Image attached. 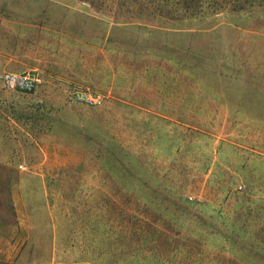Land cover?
<instances>
[{
    "label": "rangeland",
    "instance_id": "1",
    "mask_svg": "<svg viewBox=\"0 0 264 264\" xmlns=\"http://www.w3.org/2000/svg\"><path fill=\"white\" fill-rule=\"evenodd\" d=\"M230 3L253 9L178 23L139 24L122 16L114 24L107 13L78 0H0V78L4 72L34 73L41 80L32 95L7 98L18 101L17 117L30 113L29 120L17 122L11 109L0 108V129L14 139H0V201L6 198L10 208L9 182L19 171L40 174L46 185V199L42 193L39 201L31 193L39 181L23 180L24 204L35 213L30 241L36 235L46 245L52 232L51 242L72 245L68 254L62 249V259L108 264L113 251L119 264H132L126 260L144 234L146 254L156 253L162 264H238L230 249L219 252L212 242L199 260L174 253L191 236L186 221L169 224L191 213L213 226L219 210L232 220L231 248L249 246L243 233H235L245 216L239 208L247 203L245 182L264 168L260 156L252 157L264 148V0ZM5 88L0 81L1 97L10 92ZM77 91L106 98L101 107H88L74 100ZM35 103L46 106L29 110ZM45 108L46 114L39 112ZM47 117L54 119L53 132L43 127ZM74 124L85 132L80 141L74 140ZM120 151L156 179L157 185H148L152 196L140 199L117 179L118 168H106L124 167ZM154 197L158 207L151 206ZM33 230L42 231L41 238ZM173 231L182 235L171 245Z\"/></svg>",
    "mask_w": 264,
    "mask_h": 264
},
{
    "label": "trees",
    "instance_id": "2",
    "mask_svg": "<svg viewBox=\"0 0 264 264\" xmlns=\"http://www.w3.org/2000/svg\"><path fill=\"white\" fill-rule=\"evenodd\" d=\"M82 2L83 4L89 5L91 8L96 9V12L100 13H107L115 22L114 24L120 23V17L125 16L128 17L127 20H139V24H147L150 23L149 21L151 20H161V19H166V21H171L172 23H178L182 22V20H200V19H205L211 16H214L216 14L220 13H226V14H231V13H239V14H245L249 15L253 9V5H248L247 7H241L237 5L236 3L231 4V0H78ZM135 18V19H132ZM141 27L139 29H147L145 25H140ZM168 29V28H167ZM147 33H150V30L146 31ZM0 81L2 83V86L4 88V84L2 82V79L0 78ZM40 84L34 89V91L39 88ZM7 89V88H5ZM6 91H10L9 93L5 92V95L3 97L0 96V108L3 109V107H7L8 109H11V114H12V119L21 122L22 118L25 116L27 120L31 118L30 113L29 115H26L25 113H20V117H17V113H14L17 108H19L18 101H16V105L14 104L13 100L10 101L7 98H13L15 99L16 97H22L26 95H32L34 91L32 92H24L20 90H11L7 89ZM36 106V107H35ZM46 104H36L34 106H29V110L32 109V107L36 108L35 112H38V110L43 109ZM51 109V108H48ZM53 110V109H51ZM56 112L58 113H64L62 108H57ZM41 113L46 114L48 110L46 108L42 111H39ZM65 114V113H64ZM34 119V118H32ZM54 119L51 117H47V120L45 121L43 127L46 129L48 132H53L55 131V123L53 124ZM35 123V121H34ZM34 123L32 125H34ZM59 127H61V124H58ZM80 128L78 125L73 126V128H76V138L74 140L78 139L79 141L82 140L85 136V132L82 128ZM59 130V129H58ZM18 132H12L13 135L17 134ZM49 134V133H48ZM3 139L5 141L12 140L13 138L5 134L0 129V139ZM14 140V139H13ZM157 141H161L162 139L160 136L157 137ZM13 151H17L16 147H8ZM12 152V151H11ZM10 152V156H13V153ZM119 155L121 156L123 162V168L121 169L118 165H110L107 164L105 165L106 168L111 171V173H116L118 172V169L120 170V173H117V179L123 184H128V189L132 192V194L136 193H141L142 196L140 199H143L144 197H149L152 196V194L148 193L149 187L154 185H157L156 179H152V177H146L148 176L147 174L142 172V168H140L139 165L133 164L132 161H134L132 158H130L128 155H126L123 151L119 152ZM105 168V167H104ZM105 168V169H106ZM118 168V169H117ZM128 170H132V176L130 173H128ZM131 172V171H130ZM138 177V178H137ZM142 178H145L147 180L143 181ZM159 203L158 198H153L151 202V206L158 207L157 205ZM181 203L183 205H188L191 206L192 208H196L200 205L197 201H192L189 202L187 200H181ZM195 209V210H196ZM189 213L187 214L183 219L180 218H175L173 223L169 221V224H180L183 225L187 223L189 225L188 229H186L190 234V240L189 241L186 237V241H189V243H182V245H178L175 249L176 254L181 255L184 253L185 257L189 258H195V257H205L204 256V249L206 246V243L208 244L209 242H212L215 244L213 247L214 250H217L219 252H224L227 249L231 250L230 252L235 254V258H239V260L236 262L238 264H264L261 263L262 260H264V249L261 248H255V247H249L246 245L239 246L237 243H235V247H238L236 249L231 248V241L234 237H232V234H234L233 229L230 231L231 227V218L230 217H223L221 216V212L218 210L213 214L211 222H213L212 225L208 224H201L200 218H197L196 215ZM223 217V218H222ZM186 221V223H185ZM220 224V227L217 228L214 226V224ZM234 228V227H233ZM144 230V228H143ZM173 230H178L176 227L173 228ZM185 230V231H186ZM231 232V234H230ZM155 233V230H152V233L149 234V236H153ZM160 235L162 234V231L158 232ZM186 233V232H184ZM237 233V228H236V233ZM241 234V233H240ZM239 234V235H240ZM249 233L244 232L243 235L245 238L248 239V242H251L254 240V235ZM170 237L167 239L171 245L177 244V241H179V238L181 237V233L178 231H173V233H170ZM231 235V236H230ZM143 237V242L139 244V248H132L134 249L132 252V257H135L132 259V257H128L126 261H130L133 264V260L137 262V264H162L159 262L156 257V253L153 254H146L147 250L145 249L146 242L148 241L149 237H145L144 234H141ZM188 236V234H187ZM238 236V235H235ZM243 237V236H242ZM184 238V235L183 237ZM236 239V238H235ZM239 237L235 240L236 242ZM225 242V243H223ZM165 243V242H164ZM137 249V251H136ZM144 250V251H143ZM151 250V249H149ZM229 252V253H230ZM111 256L110 261H108V264H119L117 260V254L111 252L109 254ZM120 255V253L118 254ZM174 255V254H173ZM116 257V258H115ZM175 260L176 257L174 256ZM187 259V258H186ZM199 260V257H198ZM189 262V261H187ZM226 263V262H225ZM222 261H219L217 264H225ZM168 264H173V261H168ZM188 264H196L195 262H191ZM200 264V263H197ZM201 264H215L214 261H207V263H201Z\"/></svg>",
    "mask_w": 264,
    "mask_h": 264
},
{
    "label": "crops",
    "instance_id": "3",
    "mask_svg": "<svg viewBox=\"0 0 264 264\" xmlns=\"http://www.w3.org/2000/svg\"><path fill=\"white\" fill-rule=\"evenodd\" d=\"M24 74V73H22ZM29 74V73H27ZM264 131V128L261 129ZM261 137V136H260ZM253 158L261 157L260 165L264 166V148L260 152L254 151ZM261 155H256V154ZM251 155V154H250ZM249 164V169L252 170ZM250 170V171H251ZM253 170L257 171V166L254 165ZM250 171L248 173H250ZM261 176L258 175L255 178H250L248 176V180L245 182L246 192H244L243 197L246 198L247 203L240 205L239 208L245 212V216L241 215L242 225L238 226L237 233H249L254 235V240L248 242L249 247L261 248L264 249V168L262 169ZM14 175H16L14 173ZM27 176V178L31 177V180L35 183L36 180L39 181L38 188L32 186L31 193L33 196L37 195L39 201L41 200L42 193L44 194V198L46 199V185L44 183L41 184L42 176L40 174L28 175L27 173H23V171H19L17 173V178H12L9 182L10 190L8 192V199L12 202L10 204V208L6 204V198H3V202L0 201V264H78L83 263L82 260L79 262L78 259L73 258L62 259L60 254H64L62 249L65 251V254H68L67 250L72 248V245L69 247L63 248V242L57 245V242L50 241L52 238L51 235L45 236V244L41 243L40 240L30 241V233L32 231V221L30 220L31 214L32 217L35 215L31 210H27L24 204V196L22 194V186L23 180ZM23 178V179H22ZM6 183V180L5 182ZM42 185V188H41ZM240 193H238L239 195ZM30 195V194H29ZM28 195V197H29ZM31 198V197H29ZM245 200V201H246ZM4 204V205H3ZM45 212V211H44ZM246 218L256 219L255 224H249ZM242 227V229H241ZM36 229V228H35ZM44 231V230H43ZM42 231L38 230L35 232L33 230V234H37L39 238H41ZM43 239V240H44ZM47 241V242H46ZM239 242V241H238ZM41 243L40 245H38ZM48 243V244H47ZM28 246V247H27ZM30 246V247H29ZM61 252H57V250ZM28 250H32L33 254L37 257L39 254L44 256V260L40 261L35 258L33 260V256L31 257L28 254ZM46 257V258H45ZM106 262L108 261L105 259ZM90 263L89 261H87Z\"/></svg>",
    "mask_w": 264,
    "mask_h": 264
},
{
    "label": "built area",
    "instance_id": "4",
    "mask_svg": "<svg viewBox=\"0 0 264 264\" xmlns=\"http://www.w3.org/2000/svg\"><path fill=\"white\" fill-rule=\"evenodd\" d=\"M2 82L7 89L32 92L41 83V80L34 73L14 74L4 72L1 76ZM74 100L88 107H101L105 96L101 94H92L88 91H77L73 95Z\"/></svg>",
    "mask_w": 264,
    "mask_h": 264
}]
</instances>
